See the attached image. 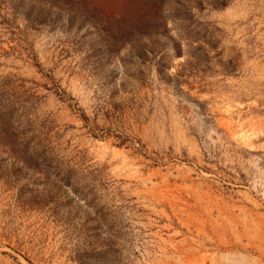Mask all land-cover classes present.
<instances>
[{"label":"rangeland","instance_id":"obj_1","mask_svg":"<svg viewBox=\"0 0 264 264\" xmlns=\"http://www.w3.org/2000/svg\"><path fill=\"white\" fill-rule=\"evenodd\" d=\"M0 264H264V0H0Z\"/></svg>","mask_w":264,"mask_h":264}]
</instances>
